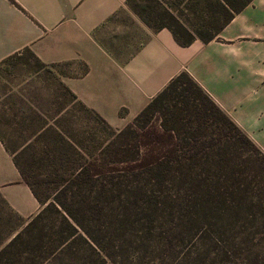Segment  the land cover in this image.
<instances>
[{
    "label": "trees",
    "instance_id": "16d2710c",
    "mask_svg": "<svg viewBox=\"0 0 264 264\" xmlns=\"http://www.w3.org/2000/svg\"><path fill=\"white\" fill-rule=\"evenodd\" d=\"M251 1L143 0L138 5L127 0V4L147 26L168 28L184 46L195 39H213ZM49 66L58 77L52 116L43 117L40 106L28 100L9 106L15 116L0 119L13 135L22 137L11 147L0 130L23 181L41 204L0 248V264H60L64 258H78L81 251V264H131L139 258L132 253L139 245L160 254L165 240L172 241L165 232L167 223L181 227L182 242L207 248L224 264H257L256 255L244 253L251 238L237 222L251 192L244 180L255 177L259 166L264 168V155L186 72L173 77L130 123L113 130L62 82L64 74L56 65ZM173 98L178 101L166 106L165 101ZM70 113L77 126L83 115L92 116L108 129V136L98 137L94 130L78 143L67 138L60 127ZM155 113L156 129L148 124ZM50 132L55 139L50 150L34 147V140ZM41 152L48 163L37 170L33 166ZM249 199L250 210L264 202L258 204L253 195ZM176 202L183 213L178 217L183 218L175 222ZM51 209L66 222L68 233L33 232L36 220ZM78 237L85 249H77Z\"/></svg>",
    "mask_w": 264,
    "mask_h": 264
},
{
    "label": "crops",
    "instance_id": "0c3cea01",
    "mask_svg": "<svg viewBox=\"0 0 264 264\" xmlns=\"http://www.w3.org/2000/svg\"><path fill=\"white\" fill-rule=\"evenodd\" d=\"M24 51L62 67V82L108 122L120 107L134 117L183 71L238 121V111L259 104L252 91L264 90V0L213 39L184 46L168 28L147 26L127 0H0V62ZM40 209L0 138V210L9 227L14 220L5 243Z\"/></svg>",
    "mask_w": 264,
    "mask_h": 264
},
{
    "label": "rangeland",
    "instance_id": "374dc122",
    "mask_svg": "<svg viewBox=\"0 0 264 264\" xmlns=\"http://www.w3.org/2000/svg\"><path fill=\"white\" fill-rule=\"evenodd\" d=\"M138 5H143L145 2L143 0H134ZM57 69H62L58 66ZM58 80L57 75L52 67L43 66L31 55L24 51L20 55H13L0 62V119L9 118L15 116V112L11 110L9 106L18 105L20 101L27 102L32 101V103L40 106L42 109L43 117L52 116V102L58 99V94L56 96L54 92V83ZM255 94V100L259 102L257 105H249L246 111H238L235 116L241 118L242 120L233 121L240 130L247 135L251 140L253 145L264 155V90L252 91ZM177 98L167 99L165 102L166 106L172 107L174 102H177ZM11 106V107H12ZM50 109V111H49ZM157 113L150 115L148 119V124L158 128V118ZM19 117V115H17ZM70 113L64 121V127H60L62 133L69 139L76 141L78 139L82 140L87 137L91 132L95 130L98 137L108 136L109 131L100 122L94 119L90 115H83L81 120V126H77L73 121L75 120ZM70 118V119H69ZM128 109L125 107H120L116 109V114L112 119V122H108L113 130H118L126 126L133 120ZM2 121V120H0ZM0 130L5 136L9 145L11 147L15 146L16 143L22 140V137L13 135L9 128L0 122ZM210 130H202V134L209 132ZM28 130L23 135H26ZM47 133L46 135H40L38 141L34 140L37 149L50 150L55 144L53 135ZM24 137V136H23ZM201 137H203L201 135ZM41 152L37 155V159L33 168H44L48 163V160ZM260 172L255 177L249 176L244 180V184L250 186L251 192L249 196L253 195L254 200L259 202L264 199V168L258 167ZM50 193V192H48ZM43 195H45L43 193ZM249 196L241 204V210L239 211V219L237 223H242L244 226L242 229L251 238V241L246 242V249H243L246 255H256L258 260L257 264H264V202L261 206H255L253 209H249ZM5 213V211H3ZM183 216L182 211L179 209L178 202L175 203V208L173 209V215L175 222L179 218V215ZM12 224L10 227L5 224L6 218L2 215L0 210V246L5 243V240L10 236L5 231L13 227L14 220L8 219ZM18 224V222L16 223ZM175 224V223H174ZM170 226V223L164 224L165 232L169 234L172 241L168 242L165 240V245H161L159 249L160 254L155 252L150 253L146 251L143 246L139 245L138 251H132L134 255H138L139 258L132 259L131 264H224L220 262V257H216L213 252L209 251L207 248H197L192 245L191 242H182L179 238V227L177 224ZM52 230L62 233L63 235L68 233L69 229L66 222H63L61 216L54 210L46 211L44 216L35 222L34 233L41 232H51ZM78 241L77 249L84 248L86 244L80 237L76 239ZM134 246H138L136 243ZM251 248L253 251L249 250ZM85 249V248H84ZM83 249V252L85 250ZM82 253V251H81ZM81 253L78 258L67 259L64 258L60 264H81L83 259L81 258ZM81 259H80V258ZM123 263V262H122ZM105 264H113L111 261H107ZM256 264V263H252Z\"/></svg>",
    "mask_w": 264,
    "mask_h": 264
}]
</instances>
